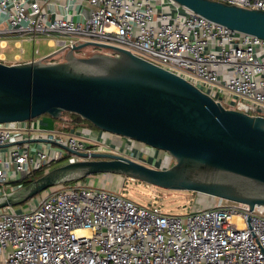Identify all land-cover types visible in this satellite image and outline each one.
<instances>
[{
	"label": "built area",
	"instance_id": "1",
	"mask_svg": "<svg viewBox=\"0 0 264 264\" xmlns=\"http://www.w3.org/2000/svg\"><path fill=\"white\" fill-rule=\"evenodd\" d=\"M217 1L264 10V0ZM10 38L28 41L34 54L44 38L65 50L86 41L123 48L224 108L264 116V40L171 0H0V41ZM65 127L46 129L35 119L0 123V186H10L0 196L37 172L91 159L92 152L148 162L134 159L141 152L133 140ZM168 157L162 168L171 165ZM0 264H264V207L218 199L168 214L155 203L143 206L117 191L70 181L31 198L21 211L0 209Z\"/></svg>",
	"mask_w": 264,
	"mask_h": 264
},
{
	"label": "water",
	"instance_id": "2",
	"mask_svg": "<svg viewBox=\"0 0 264 264\" xmlns=\"http://www.w3.org/2000/svg\"><path fill=\"white\" fill-rule=\"evenodd\" d=\"M171 1L233 32L264 40V10L217 0ZM88 47L95 52L76 56ZM58 54L62 60L48 61ZM63 112L77 114L98 131L166 152L174 162L153 168L123 155L92 152L91 159L57 165L1 195L0 209L96 174L201 193L249 210L264 207V116L224 108L187 80L128 50L86 41L37 60L0 61V123L44 114L60 120Z\"/></svg>",
	"mask_w": 264,
	"mask_h": 264
},
{
	"label": "rangeland",
	"instance_id": "3",
	"mask_svg": "<svg viewBox=\"0 0 264 264\" xmlns=\"http://www.w3.org/2000/svg\"><path fill=\"white\" fill-rule=\"evenodd\" d=\"M15 40H18L20 42V45L23 49L22 55L25 58H32V56L38 58L39 55L47 56L58 49L54 44L51 45V42L48 39L44 38L40 41V44L38 45L39 54H35L34 56L32 55L33 53H32L31 43H29L28 41L22 38H18V39L10 38L7 41L9 43L8 47L6 49H1V52H3L8 57H11L15 53H19L20 48L15 49L12 45ZM94 52H95L94 49L88 47L78 51L76 53V56H89ZM103 52L109 53L108 51L105 50H103ZM62 58L63 55L58 54L51 59L60 60ZM44 119L50 120L51 124L55 123L54 127L56 126L57 129L62 128L63 123H61L59 119H52L50 116L46 114L35 118L36 121L37 120L43 121ZM94 130L96 131L97 129ZM111 136H115V135H111ZM113 141H115V143H118V138L116 137L113 138ZM135 145L139 147L141 154L139 153V155H137L138 159L137 158L134 159L140 160L141 157L142 159L147 160L148 162L146 163L143 160L141 161L148 164L147 166L153 168H162L164 165H166V163H168L169 157L166 152L155 151L153 148L145 146L144 144H141L139 142H136ZM173 162L174 160L171 158L170 164H172ZM82 181L84 182L88 181V183L92 184L94 187L98 186L108 189L110 191H117L121 193L123 196L143 206H146L150 203H155L157 205H160L168 214H187L188 212H190V210L210 207L218 202V199L205 194L196 193L192 191L167 190L157 186L146 184L139 180L127 178L120 175L96 174V175L88 176ZM1 190L8 192L10 190V186L9 185L0 186V191ZM41 194L42 192L40 193V195ZM38 195H36L35 197H37ZM30 200L31 199H29L25 203L13 207L17 211H21L22 209H25L27 207V204L29 203Z\"/></svg>",
	"mask_w": 264,
	"mask_h": 264
},
{
	"label": "crops",
	"instance_id": "4",
	"mask_svg": "<svg viewBox=\"0 0 264 264\" xmlns=\"http://www.w3.org/2000/svg\"><path fill=\"white\" fill-rule=\"evenodd\" d=\"M18 39V38H17ZM9 39H5V40H2L0 41V58H2V62L5 63V64H16V63H22V62H27V61H31V60H37V59H40V58H44V56H40L38 58H35L32 56V58H25L23 57L22 53L19 52V53H15L13 54L11 57H8L6 56L3 52H1V49H6L8 47V41ZM51 42V45L54 44L53 41H50ZM40 44V43H39ZM38 44V45H39ZM13 47L15 49H19V48H22L21 45H20V42L18 40H15L14 43L12 44ZM32 45V44H31ZM23 50V49H22ZM32 53H33V47H32ZM36 54H39V50ZM32 55L35 56V54L33 53ZM62 60V59H60ZM60 60H53V61H60ZM41 123L43 124V127H45L46 129H52V128H56V126L54 127L55 123H52L50 122V120L48 119H44L43 121H41ZM135 156L138 155L137 152L134 153ZM141 158V157H140ZM88 183V181H86ZM91 182V181H89Z\"/></svg>",
	"mask_w": 264,
	"mask_h": 264
},
{
	"label": "trees",
	"instance_id": "5",
	"mask_svg": "<svg viewBox=\"0 0 264 264\" xmlns=\"http://www.w3.org/2000/svg\"><path fill=\"white\" fill-rule=\"evenodd\" d=\"M51 61H53V60H51ZM60 122L66 125V127H65L66 131H70L72 128L76 129L78 127H86L89 129H96L89 122L85 121L84 119H82L77 114L70 113V112H63L62 113V119H60ZM41 174H42L41 172H37V173H35L33 178L38 177ZM30 181H31V179L30 180H24L21 184H22V186H24L25 184H27Z\"/></svg>",
	"mask_w": 264,
	"mask_h": 264
}]
</instances>
